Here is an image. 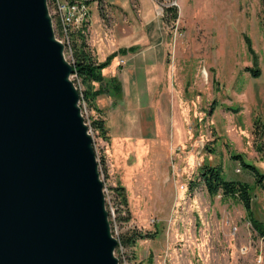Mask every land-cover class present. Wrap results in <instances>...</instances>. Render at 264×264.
I'll use <instances>...</instances> for the list:
<instances>
[{"label":"rangeland","instance_id":"1","mask_svg":"<svg viewBox=\"0 0 264 264\" xmlns=\"http://www.w3.org/2000/svg\"><path fill=\"white\" fill-rule=\"evenodd\" d=\"M157 2L161 11L167 4L177 6L176 0ZM178 4L182 20L174 26L165 24L167 57L163 67L154 70L151 79L157 82L149 92L122 90L116 78L110 79L100 96L102 113L82 99L84 86L69 75L92 137L111 235L119 241L133 230L158 232L133 246H116L114 255L118 264H264V234L241 203L220 192L209 194L198 177L201 166L217 165L224 178L247 182L253 217L264 230L263 192L234 158L237 154L264 173L261 3L178 0ZM47 6L59 40L54 6ZM96 15L92 5V27ZM89 36L87 32V42ZM245 37L254 54L248 52ZM68 49L64 45L63 54L72 64ZM249 68H258L260 75L252 76ZM99 115L105 124L108 116L112 130L106 125L107 139L92 128ZM117 184L125 188L128 211L116 210L110 187Z\"/></svg>","mask_w":264,"mask_h":264},{"label":"water","instance_id":"2","mask_svg":"<svg viewBox=\"0 0 264 264\" xmlns=\"http://www.w3.org/2000/svg\"><path fill=\"white\" fill-rule=\"evenodd\" d=\"M47 0H0V264H118Z\"/></svg>","mask_w":264,"mask_h":264},{"label":"crops","instance_id":"3","mask_svg":"<svg viewBox=\"0 0 264 264\" xmlns=\"http://www.w3.org/2000/svg\"><path fill=\"white\" fill-rule=\"evenodd\" d=\"M92 5L97 10V24L93 27L90 22ZM176 5L179 7L178 0ZM102 7L101 16L97 1L88 4L86 33H90V36L87 43L94 59L100 62L120 49L139 47L134 52L118 54L102 69L105 82L115 77L122 90L149 92L152 90L150 85L157 82L151 79V76L155 77L154 70L161 69L167 57L166 25L159 3L157 0H102ZM103 17L109 19L108 25L104 24ZM181 20L178 10L176 24H180ZM120 59H125L123 65L119 63ZM102 95L97 96L94 102L103 113L105 105L102 104ZM106 120L111 133L108 116Z\"/></svg>","mask_w":264,"mask_h":264},{"label":"trees","instance_id":"4","mask_svg":"<svg viewBox=\"0 0 264 264\" xmlns=\"http://www.w3.org/2000/svg\"><path fill=\"white\" fill-rule=\"evenodd\" d=\"M91 0H85L86 4H89ZM97 1L102 16V0H92ZM47 3L50 5L51 0H47ZM262 13L264 14V0H260ZM178 18V8L173 4H167L163 7L162 11V20L165 24H171L174 26L175 21ZM88 21L86 22L87 30ZM57 27V26H56ZM86 31H72L70 34V48L72 53V73L75 75L76 80H80L84 89L82 90V99L86 101L96 111H99L94 105L93 102L97 96L101 95L104 91V82L105 79L102 75V69L108 66L111 60L118 54H125L127 51L134 52L138 49V46H131L128 49H120L116 52L108 55L103 61L97 62L91 52V49L87 43ZM248 52L254 54L253 49L251 48L250 40L244 38ZM252 76L257 77L260 75V70L258 68H249L248 69ZM115 80V77L111 78ZM94 83H98V86L95 87ZM100 114V113H99ZM92 128L94 131H97V134L104 139L108 138L107 127L105 120L100 117L93 119L91 122ZM234 158L240 159L241 166L253 176L254 182L263 192L264 198V173L261 172L253 164L243 160L239 155H234ZM199 182L204 185L209 194L215 195L221 193L225 197L236 198L241 205L243 206L248 218L251 220V223L256 226V228L264 234L263 228L259 225V222L253 217L252 214V193L250 185L241 180L236 179H226L223 176L222 169L217 165H203L200 167L199 173ZM113 190L115 195V205L117 211H128L127 209V197L125 188L122 185H115L110 187ZM122 219L127 220L126 217ZM158 232L155 230L150 231H136L133 230L128 234L122 235L117 244V249L122 245L124 247L133 246L139 239H153L157 236Z\"/></svg>","mask_w":264,"mask_h":264},{"label":"built area","instance_id":"5","mask_svg":"<svg viewBox=\"0 0 264 264\" xmlns=\"http://www.w3.org/2000/svg\"><path fill=\"white\" fill-rule=\"evenodd\" d=\"M54 6L53 16L55 18L56 30L60 42L63 40L71 52L69 46L72 31H86L89 8L85 0H51ZM123 62V59H120ZM74 77L75 75L72 74Z\"/></svg>","mask_w":264,"mask_h":264},{"label":"bare ground","instance_id":"6","mask_svg":"<svg viewBox=\"0 0 264 264\" xmlns=\"http://www.w3.org/2000/svg\"><path fill=\"white\" fill-rule=\"evenodd\" d=\"M57 41H59V40H57ZM60 42V41H59Z\"/></svg>","mask_w":264,"mask_h":264}]
</instances>
